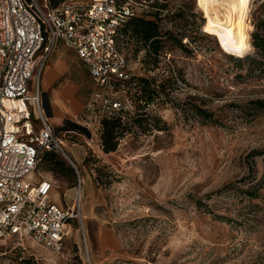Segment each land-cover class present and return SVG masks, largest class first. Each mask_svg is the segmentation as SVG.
<instances>
[{"label":"rangeland","instance_id":"374dc122","mask_svg":"<svg viewBox=\"0 0 264 264\" xmlns=\"http://www.w3.org/2000/svg\"><path fill=\"white\" fill-rule=\"evenodd\" d=\"M135 1L148 5L141 17L158 22L157 57L124 32L119 46L133 73L164 90L146 100L139 86L113 87L128 118L142 116L143 123L131 122L117 149L105 153L97 88L76 55L55 46L41 71L39 100L78 172L51 149L63 165L55 168L42 152L30 179L52 180L48 198L56 204L77 209L79 198L81 224L72 220L60 252L28 238L2 240L0 264H264V57L254 48L242 56L225 52L196 0ZM263 5L239 7L237 29L251 25L250 34ZM56 59L66 63L60 82L73 71L76 85V103L64 108L52 101L55 83L42 91ZM71 144L85 151L82 161Z\"/></svg>","mask_w":264,"mask_h":264},{"label":"built area","instance_id":"2783aa9c","mask_svg":"<svg viewBox=\"0 0 264 264\" xmlns=\"http://www.w3.org/2000/svg\"><path fill=\"white\" fill-rule=\"evenodd\" d=\"M147 8L135 0H64L56 6L49 0H0V245L28 238L60 252L72 220L81 224L79 198L77 209L56 204L48 198L52 180L30 179L44 150H59L77 171L39 100L45 61L58 43L72 50L97 88L94 102L102 99V112L129 111L112 91L117 80L134 74L119 33ZM77 186L79 195V174Z\"/></svg>","mask_w":264,"mask_h":264},{"label":"trees","instance_id":"16d2710c","mask_svg":"<svg viewBox=\"0 0 264 264\" xmlns=\"http://www.w3.org/2000/svg\"><path fill=\"white\" fill-rule=\"evenodd\" d=\"M55 4L56 2H54V5ZM252 25L253 29L250 33L251 44L255 52L264 57V14L262 13V15L256 17L252 22ZM121 32L127 33L142 41L144 43L143 46L147 51V55L157 57L158 49L160 47V45H158L160 32L158 22L155 19H147L141 17V15L133 16L120 28L119 36ZM248 58L252 61L255 60L254 57L246 56V59ZM151 83H153V80L146 77H140L134 73L126 80H117L114 87L119 85H126L127 87L139 86V91L142 92V96H144L146 100H151L154 94L158 93L160 90H164L162 84L154 85L152 87ZM157 87H160V89H157ZM258 103L264 106V100L261 99ZM195 111L204 118L212 116L211 112L202 107H195ZM128 115V111L113 110L108 114H103L101 117L100 145L105 153L117 149L119 140L132 130L131 122L138 126L142 125V116L128 118ZM42 158L55 168L63 165L61 159L48 150L43 151Z\"/></svg>","mask_w":264,"mask_h":264},{"label":"bare ground","instance_id":"6f19581e","mask_svg":"<svg viewBox=\"0 0 264 264\" xmlns=\"http://www.w3.org/2000/svg\"><path fill=\"white\" fill-rule=\"evenodd\" d=\"M208 20L206 24L213 25L221 34L225 52L244 55L253 48L249 29L246 25L237 29L236 13L239 7L248 11L251 0H196ZM62 145H65L62 141ZM88 247V246H87Z\"/></svg>","mask_w":264,"mask_h":264},{"label":"crops","instance_id":"0c3cea01","mask_svg":"<svg viewBox=\"0 0 264 264\" xmlns=\"http://www.w3.org/2000/svg\"><path fill=\"white\" fill-rule=\"evenodd\" d=\"M72 51V50H71ZM73 52V51H72ZM74 53V52H73ZM75 54V53H74ZM76 55V54H75ZM77 57V56H76ZM54 70H47L46 77L44 78L43 83V92H46V90L50 91L52 88V84L55 83L56 86L52 88V101L58 106L65 107V104L68 103H76V99H74L73 92L76 90V85L74 84V78L72 75H74L73 71L68 72V78L63 80V82H60L65 69H66V63H64L62 60L56 59L54 61ZM87 71V70H85ZM65 100V102H64ZM70 149L73 156L76 158L77 161H82L85 156V151L82 152L77 147H74L73 144L67 145Z\"/></svg>","mask_w":264,"mask_h":264}]
</instances>
